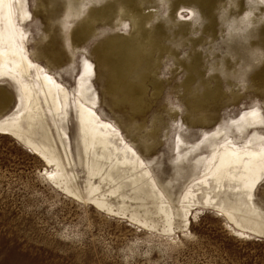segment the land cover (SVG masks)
Wrapping results in <instances>:
<instances>
[{"label": "rangeland", "instance_id": "obj_1", "mask_svg": "<svg viewBox=\"0 0 264 264\" xmlns=\"http://www.w3.org/2000/svg\"><path fill=\"white\" fill-rule=\"evenodd\" d=\"M138 1L144 20L133 37L154 56L142 63L146 79L140 90L116 84L131 73L122 76L103 51L113 38L132 32L117 0H27L32 18L23 27L30 53L44 50L42 64L49 66L50 60V69L70 92L119 129L178 214L189 183L202 176L196 163L201 154L178 162V138L195 146L221 122L234 123L256 107L264 115V84L256 81L264 67V41L249 36L264 25V0ZM111 2L119 5L113 18L90 22L93 9ZM86 25L92 31L83 36L80 28ZM87 62L95 69L90 76L83 74ZM80 79L92 100L78 91ZM0 88L11 95L8 107L0 103L1 117L16 109L18 95L9 82H0ZM77 114L71 104L63 125L75 161V168L66 169L78 180L68 191L49 178L53 168L23 143L0 135V264H264V235L242 232L214 206L193 208L187 228L177 216L179 228L171 233L162 232L164 223L154 215L150 198L147 204L129 198V212H120L122 200L110 195L114 183L100 181L107 200H114H108L112 211L96 206L86 190L88 169L79 162ZM54 124L48 122V135L63 155ZM258 130L264 132V126ZM37 133L33 137L44 140ZM98 179L92 182L98 185ZM262 189L255 203L264 213ZM257 219L264 229V218ZM144 222L158 228L148 229Z\"/></svg>", "mask_w": 264, "mask_h": 264}, {"label": "bare ground", "instance_id": "obj_2", "mask_svg": "<svg viewBox=\"0 0 264 264\" xmlns=\"http://www.w3.org/2000/svg\"><path fill=\"white\" fill-rule=\"evenodd\" d=\"M117 2L121 3V11L131 20L132 32L129 36L113 38L103 46V51L112 58L122 76L127 77L131 73L128 78L118 79L116 84L126 89L137 86L140 90L144 88L146 79V75L142 74L146 67L142 66V63L151 57L154 58L151 52L133 37L135 26L144 20L145 8L138 0ZM118 6L111 2L99 9H93L90 22L110 20ZM30 18L32 16L27 0H0V82H9L18 95L16 109L0 117V135L13 137L23 143L34 155L53 168L51 172L46 173L49 178L68 191L69 184L75 181L77 185L78 180L74 171L69 174L66 169L67 166L69 170L71 167L75 168V161L63 125L71 104H74L78 112L79 147L81 144L79 152L82 153L79 162L84 163L88 169L86 190L89 196H94L89 199L96 206L112 211L109 202L114 200L108 199L110 200L108 202L106 195L102 193L100 181L114 183L110 195L112 197L117 195L118 199L122 200L121 204L124 207H119L120 212H129L126 207V200L129 198L143 202L150 198L154 201L152 204H155L154 215L159 216L164 223L162 232L171 233L179 228L175 227L177 216L187 228L186 218L191 216L193 208L208 205L218 208L223 216L233 222L238 229H242V232L258 237L264 235V229L260 227V221L257 219L260 216L264 218V213L259 212L255 203L256 194L264 185V132L258 130L264 126V115L259 107L246 111L234 123L221 122L210 135L204 136L198 145H187L181 137L178 138L176 146L180 151L177 156L178 162L182 163L191 153L201 154L196 163L201 166L202 176L189 183L183 202L180 200L183 214L181 210L176 214L143 156L141 157L125 140L119 129L100 117L93 104L86 102L76 93L72 94L50 69L52 65L50 60L49 66L42 64V59L46 58L44 50L38 52L39 55L30 53L27 48L29 38L23 27V23ZM120 20L123 22V18ZM80 30V33H84L83 36H87L91 33L92 27L86 25ZM249 36L256 42L260 38L264 41V25L255 26L254 32ZM145 39L147 41L148 37ZM94 73V67L87 62L83 74L90 76ZM79 81L78 91L87 100H92V96L86 92L88 89L83 84L84 79ZM256 81L264 84V67L262 73L256 76ZM134 93L141 94L140 91ZM10 96L8 91L0 88L1 104L8 107L11 102ZM49 121L55 123L53 126L63 155H59L56 147L51 144L52 138L50 140L48 135L51 131ZM37 131L44 140L38 141L33 137ZM184 148H187V151L183 152ZM204 151L206 154H202ZM179 169L180 167L177 168ZM95 177L99 178L98 185L92 182ZM128 188L132 192L130 195L127 192ZM155 226L152 225L150 228L155 230L158 228Z\"/></svg>", "mask_w": 264, "mask_h": 264}, {"label": "snow or ice", "instance_id": "obj_3", "mask_svg": "<svg viewBox=\"0 0 264 264\" xmlns=\"http://www.w3.org/2000/svg\"><path fill=\"white\" fill-rule=\"evenodd\" d=\"M261 194L264 195V189L261 190Z\"/></svg>", "mask_w": 264, "mask_h": 264}]
</instances>
